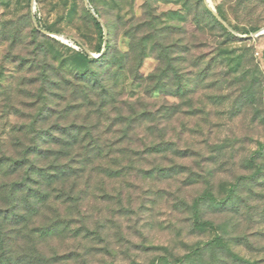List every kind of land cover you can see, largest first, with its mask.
Instances as JSON below:
<instances>
[{"label":"rangeland","instance_id":"374dc122","mask_svg":"<svg viewBox=\"0 0 264 264\" xmlns=\"http://www.w3.org/2000/svg\"><path fill=\"white\" fill-rule=\"evenodd\" d=\"M0 264H264V0H0Z\"/></svg>","mask_w":264,"mask_h":264},{"label":"trees","instance_id":"16d2710c","mask_svg":"<svg viewBox=\"0 0 264 264\" xmlns=\"http://www.w3.org/2000/svg\"><path fill=\"white\" fill-rule=\"evenodd\" d=\"M96 23L98 26H100L98 22H96ZM100 48H102V46ZM82 53L84 54L85 57H87V54L83 50H82ZM75 145L72 144V145H66V146L73 148V147H75ZM78 148L82 152H84L83 156L85 157V161H88V160L90 161L91 157L93 155H96L98 157H103V155H105V156L109 155V153L112 151L113 145H101L97 142L90 141V142H87V143H84V144L78 146ZM30 153H33L32 147L27 146L24 148L22 157H20V159H10V157H9L8 159H5V161H11L13 163L12 168H14L12 172H16L18 169H20L21 167L24 166L25 160L29 158ZM40 195L42 198H43V196H45V194H43V193ZM41 200H43V199H41ZM205 200L217 201V198L212 193H204L202 195H199L194 200V203H193V219H194V224L197 226H212L211 222L199 221V219H198V204L201 201H205ZM210 243H213V242H210Z\"/></svg>","mask_w":264,"mask_h":264}]
</instances>
